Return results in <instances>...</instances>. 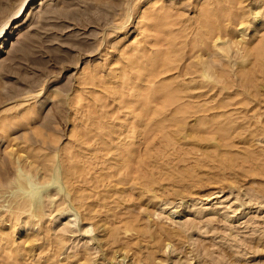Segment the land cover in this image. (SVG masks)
Here are the masks:
<instances>
[{
	"label": "rangeland",
	"instance_id": "374dc122",
	"mask_svg": "<svg viewBox=\"0 0 264 264\" xmlns=\"http://www.w3.org/2000/svg\"><path fill=\"white\" fill-rule=\"evenodd\" d=\"M39 105L0 186L62 191L0 188V264H264V0H0V122Z\"/></svg>",
	"mask_w": 264,
	"mask_h": 264
},
{
	"label": "bare ground",
	"instance_id": "6f19581e",
	"mask_svg": "<svg viewBox=\"0 0 264 264\" xmlns=\"http://www.w3.org/2000/svg\"><path fill=\"white\" fill-rule=\"evenodd\" d=\"M170 4V3H169ZM32 5V4H31ZM116 4H113V7L115 6ZM116 7V6H115ZM36 8V7H35ZM157 8V7H156ZM28 9V8H27ZM166 9V8H165ZM157 11V10H156ZM155 11V13L157 14V12ZM31 12H34L33 11V9L30 11V13ZM159 13V12H158ZM168 12H167V14L165 15L166 16V18H167V16H168ZM169 16H170V18H171V15L169 14ZM169 16H168V18H169ZM212 16V15H211ZM210 16V17H211ZM208 17V16H207ZM155 18V17H154ZM154 18H153V20H154ZM158 18H159V16H158ZM156 19V21L155 22H159L160 23V18L159 19ZM168 18H167V22L169 21V23H172L173 22V17L171 18L172 20V22H170V18H169V20H168ZM165 19V18H164ZM164 19H162L163 21H164ZM160 20V21H159ZM213 20V19H212ZM165 21V22H166ZM175 22H173L174 24H176V22H177V20H174ZM257 21H258V19H257ZM260 21V20H259ZM206 22V21H205ZM159 23H156V24H159ZM161 23H162V21H161ZM168 23V24H169ZM253 22H251V26L253 27ZM21 25V23H18V24H16V28H18L19 26ZM255 25V24H254ZM208 26V25H207ZM217 29V28H216ZM225 29H226V27H225ZM243 29H244V27H243ZM246 29V28H245ZM244 29V30H245ZM218 30V29H217ZM243 31V30H242ZM215 32V31H214ZM224 32V31H223ZM226 33V32H225ZM224 33V34H225ZM210 34V33H209ZM229 35H230V33H229ZM217 45H218V43H217ZM219 46V45H218ZM3 47L4 46H1V49H3ZM206 51V50H205ZM208 52V51H207ZM261 52V51H260ZM202 53H206V52H202ZM217 55H218V52H215ZM207 62V61H206ZM205 63V62H204ZM2 65V64H1ZM223 65V64H222ZM204 66V65H203ZM220 66V65H219ZM220 69V68H219ZM218 69V70H219ZM199 70V69H198ZM197 70V71H198ZM203 75L205 76V78L207 77L208 78V76H209V74L206 72V70H205V67H203ZM59 94H61V96H60V100H58L59 102H56L57 103V105L55 106V104L52 106V108H50L49 109V111L46 113V114H44L43 115V117H44V125H46V124H48V123H50V122H52V121H62L61 119H62V114H63V104L62 103H64V98L62 97V93L61 92H59ZM181 109V108H180ZM35 110H37V109H35ZM52 110H53V112H52ZM32 113L33 112H35L34 111V109L31 111ZM42 105H39L38 106V110L34 113V114H32V115H30V113L29 114H27L24 118H22V119H20V120H16L15 122H11L10 120L12 119L11 118V116H9V117H7L6 116V120L5 119H3V120H1L2 122H0V129H2V131H3V133H5L4 135V137H6L8 140L10 139V134L12 133V132H15L20 126H23V125H26V124H28V123H33V121L32 120H38V118H41L42 117ZM42 117V118H43ZM9 120V121H8ZM12 120H14V119H12ZM39 121V120H38ZM42 122V121H41ZM43 123H41V124H43ZM59 123V122H58ZM61 123V122H60ZM39 128V127H38ZM40 129V128H39ZM41 131V130H40ZM43 131V130H42ZM38 132V131H37ZM36 132V135L39 137L40 135H47V137H48V132L46 133V134H44L43 132H38L37 133ZM33 134H35V131L31 134V135H33ZM51 134V133H50ZM32 136H28L27 135V138L26 137H24L23 136V138L25 139L24 141H26L27 142V140L29 139H31V140H34L33 138L35 137V135L33 136V138H31ZM38 137H36V139H42V138H44V137H46V136H42V138H38ZM41 137V136H40ZM51 138V137H50ZM13 139V138H12ZM46 139V138H45ZM29 140H28V142H29ZM30 140V141H31ZM44 140V139H43ZM10 141V140H9ZM12 141V140H11ZM45 141V140H44ZM43 141V142H44ZM28 142H27V145H29L28 144ZM32 142V141H31ZM21 149V148H20ZM19 149V150H20ZM25 150V149H24ZM8 153L5 155V158L3 159V160H1L0 161V175H5L6 173H8L9 172V169L10 168H12V164L13 163H15V162H17V161H19V160H21V159H19V160H17L16 159V157L15 156H17L16 154H18L17 153V150L15 149V150H8L7 151ZM30 155V154H29ZM29 155H27V153H26V157L28 156L29 157ZM146 163V162H145ZM23 164V163H22ZM30 164V163H29ZM28 165V164H27ZM24 166V165H20V167L17 169V172H16V176H15V179L14 180H12V181H10L9 183H8V185H4V186H6V187H3V186H0V188H1V190H3V189H5V191L6 192H8L7 190H9L11 187V192H10V198H9V201H10V205H12L13 207H14V205H15V207H20V208H22L23 210H29V209H31L32 208V206L34 207V206H36L37 207V210H38V212H40L41 210H43L44 209V207H45V204H44V202L41 200V198H42V194H41V192H42V190H44V192H50L51 191V189H53V188H57V189H60V191H62V187L60 186V184H58V183H60V181H59V176L58 175H56V173H54L53 174V177H52V179H54V181H52L53 183H50V184H48V185H46V186H43L44 188H42V189H40V181H39V178H40V169L38 168V167H34V168H30V167H28V166ZM41 165V164H40ZM141 167H142V165H141ZM43 171V170H42ZM44 172V171H43ZM59 172V171H58ZM42 174V173H41ZM43 175V174H42ZM140 176V175H139ZM4 177V176H3ZM0 179H1V177H0ZM2 179H4V178H2ZM41 179V178H40ZM43 181V180H42ZM41 181V182H42ZM56 184H58V185H56ZM56 185V186H55ZM254 190H255V188H254ZM4 191V192H5ZM10 191V190H9ZM59 191V192H60ZM3 192V191H2ZM253 194V193H252ZM257 195V194H256ZM1 196V195H0ZM3 196V195H2ZM6 196V195H5ZM47 196V195H46ZM251 196V195H250ZM258 196V195H257ZM256 199V198H255ZM6 200V199H5ZM46 200V199H45ZM3 201V200H2ZM241 202V201H240ZM247 202V201H246ZM256 202V201H255ZM260 202V201H259ZM49 207V206H48ZM11 209V208H10ZM37 210H36V212H37ZM14 211V210H13ZM15 212V211H14ZM17 212V211H16ZM43 212V211H42ZM17 215V214H16ZM40 217V216H39ZM228 217V216H227ZM194 218H196V217H194ZM220 218V217H219ZM199 219V218H198ZM232 219V218H231ZM233 221V220H232ZM193 222V221H192ZM189 224V223H188ZM192 224V223H191ZM200 226V225H199ZM203 226V225H202ZM159 229V228H158ZM88 230V229H87ZM197 233V232H196ZM190 235V234H189ZM67 237V236H66ZM200 238V237H199ZM244 239H245V237H244ZM249 239V238H248ZM195 240V239H194ZM205 240V239H204ZM247 241V240H246ZM205 244V243H204ZM224 247V246H223ZM183 248V247H182ZM226 249V248H225ZM183 250V249H182ZM86 251V250H85ZM84 251V252H85ZM81 252V251H80ZM88 254H90V252H88V251H86ZM180 252V251H179ZM184 252V251H183ZM235 252V251H234ZM87 253H80V259H81V261L83 262H90V260L91 259H93L92 258V254H90V255H88ZM227 253H228V251H227ZM231 253V252H230ZM77 254V253H76ZM187 254V253H186ZM73 255H75V254H73ZM111 257V256H110ZM115 257V256H114ZM205 258V257H204ZM79 259V260H80ZM107 259V258H106ZM155 259H156V257H155ZM112 260V258L110 259V261ZM78 261V260H77ZM96 261V260H95ZM113 261V260H112ZM222 261V260H221ZM109 263V262H108ZM175 264H176V262H175Z\"/></svg>",
	"mask_w": 264,
	"mask_h": 264
}]
</instances>
